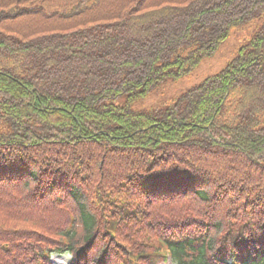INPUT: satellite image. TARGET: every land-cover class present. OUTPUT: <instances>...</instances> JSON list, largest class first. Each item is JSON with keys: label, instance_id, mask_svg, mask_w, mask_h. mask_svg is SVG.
Returning <instances> with one entry per match:
<instances>
[{"label": "trees", "instance_id": "trees-1", "mask_svg": "<svg viewBox=\"0 0 264 264\" xmlns=\"http://www.w3.org/2000/svg\"><path fill=\"white\" fill-rule=\"evenodd\" d=\"M259 20L218 75L132 108ZM5 191L20 203L0 194V264H24L62 209L77 219L70 252L92 264L103 248L108 264H152L162 240L176 264L264 248V0H0Z\"/></svg>", "mask_w": 264, "mask_h": 264}, {"label": "rangeland", "instance_id": "rangeland-1", "mask_svg": "<svg viewBox=\"0 0 264 264\" xmlns=\"http://www.w3.org/2000/svg\"><path fill=\"white\" fill-rule=\"evenodd\" d=\"M262 22L263 20H259L246 27L234 28L229 40L222 45L212 58L205 59L192 77L179 80L166 79L148 97L134 102L132 108L137 111L161 109L171 101L200 85L208 77L219 74L239 54L240 47L256 34ZM240 32L243 33L240 34ZM128 102V96H122L114 101L115 104L120 106H125ZM70 259V256L65 255L59 258L54 257L53 261L58 262V264H68Z\"/></svg>", "mask_w": 264, "mask_h": 264}]
</instances>
